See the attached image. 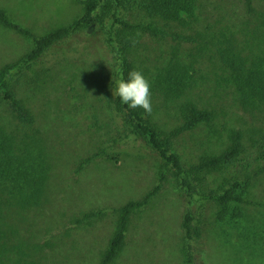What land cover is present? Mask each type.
Wrapping results in <instances>:
<instances>
[{
    "label": "rangeland",
    "instance_id": "obj_1",
    "mask_svg": "<svg viewBox=\"0 0 264 264\" xmlns=\"http://www.w3.org/2000/svg\"><path fill=\"white\" fill-rule=\"evenodd\" d=\"M133 1L102 0L92 25L51 46L34 70L15 81L16 97L31 112L29 123L0 98V127L12 139L9 153L16 161L23 159L14 167L28 170L34 180L45 177L42 204L30 210L23 194L16 195L26 179L19 176L20 184L14 187V182L6 184L0 178V245L14 257L27 243V253L36 255L45 239L50 247L49 264H97L115 228V209L159 186L145 207L132 216L127 241L111 264H189L188 251L194 264H264V171L252 177L243 192L254 203L230 202L229 213L222 219L217 216L220 205L208 197L227 188V179L234 173L242 179L253 173L256 164L264 165V157L260 163L254 159L262 151L259 144L250 143L259 135L264 119L252 116L233 99L208 41L156 38L139 31L132 34L134 65L151 85L152 113L147 116L159 130L169 132L186 123L187 114L181 108L188 102L213 114L173 138L172 150L186 168L223 151L236 129L245 133V154L227 167L199 171L191 189L149 147L142 157L97 159L76 172L78 163L114 134L99 79L105 71L117 77L121 74L111 48L120 21L169 24L140 10ZM200 1L189 26L174 23L165 28L198 39L197 33L206 36L210 31L227 36L235 32L237 41L264 35L263 0H251V10L244 0ZM0 9L37 35L71 21L83 10L75 0H0ZM125 34L130 35L128 30ZM199 42L206 48L198 53ZM32 47L30 37L0 24V67ZM177 61L188 68L190 76L182 92L174 96L168 94L166 68ZM92 209L105 211L82 225L73 223ZM186 210L194 220L200 219L202 231L199 238L188 241L189 246L181 227ZM32 219L37 221V237L28 241L27 224ZM1 231L6 233L2 236Z\"/></svg>",
    "mask_w": 264,
    "mask_h": 264
},
{
    "label": "trees",
    "instance_id": "obj_2",
    "mask_svg": "<svg viewBox=\"0 0 264 264\" xmlns=\"http://www.w3.org/2000/svg\"><path fill=\"white\" fill-rule=\"evenodd\" d=\"M75 1L81 4L83 9L82 14L42 35H37L23 27L18 22L12 20L4 9H0V24L30 37L33 41V47L30 51L16 61L0 67V98L18 114L19 119L26 123H29L32 119L31 112L22 100L16 97L13 84L19 80L23 73L34 70L33 67L39 64V60L41 61L42 56L51 46L71 36L81 27L92 25L95 22L94 13L102 0ZM244 1L247 9L251 10V0ZM133 2L140 10H144L147 14L156 15L169 24H164L163 27V25L161 26L152 20L142 23L120 21L116 37L111 39V48L119 59L121 74L117 77L116 74L112 75V73L105 71L99 79L101 98L110 117L109 120L113 126L114 134L111 138L105 139L95 151L84 157L78 163L76 172H80L88 164L97 159L115 160L123 155L142 157L145 154V149L149 147L165 161L166 165H170L175 170V174L179 177L182 184L187 189H191L195 186L199 171L217 170L227 167L238 160L239 156L246 153V146L244 145L245 133L241 129L232 131L231 143L223 151L216 155L203 157V160L198 165L186 168L179 156L172 150V140L184 128H192L201 120L210 119L213 114L206 109H200L194 103L188 102L181 108L187 114L186 123L169 132H164L154 125L142 109H131L127 105L122 104L119 97L115 96L116 84L121 78L127 80L128 73L131 70H136L130 53L132 45L131 36L136 31H139L156 38L169 37L178 41H208L213 52V58L215 60L217 58L218 67L222 74L221 79L233 92V99L237 100L242 109L249 112L252 116L263 120L264 35H261V37L252 35L246 38V41H237L239 34L236 36L235 32L233 35L227 36L222 31L217 34L214 31H210L206 36H204L205 32L197 33L200 37L198 39L196 36L169 31L165 27H170L174 23L182 27L189 26L196 16L197 7L199 4L201 5L200 0H134ZM127 30L130 35L125 34ZM253 39L257 41H253ZM199 44L201 47L198 48V53L204 51L206 48L204 42V45L201 42ZM65 58L66 55L55 59L53 62L55 64ZM189 73L188 68L179 61L169 65L166 68L167 82L169 83L168 94L176 96L181 93L183 86H185V78L190 76ZM114 76L117 78L115 79ZM218 84H221V82ZM258 132L259 135L253 138L250 143L252 145L259 144L258 147L262 151H259L260 154L256 155L254 159L260 163V160L264 157V125L260 126V131L258 130ZM259 141L263 142L259 143ZM11 142V137L6 135L5 129L0 127V178L5 179L6 184L14 182V187L20 184L18 181L19 176L26 179L20 187H17L19 189H17L16 195L19 193L23 194L21 198L26 199V209L30 210L34 205L42 204V199L45 195V177L43 175L42 178L34 180L28 170L22 171L20 166L14 167L16 163H22L23 159L17 158L16 161L9 153L8 149ZM262 171H264V165L258 166L256 164V169H254L253 173L251 175L246 173L242 179H239V176L234 173L230 179H227V183L229 184L227 188L223 189L222 192H212L208 195L209 199L218 202L220 205L217 213L219 219H222L225 214L229 213L228 205L230 202L254 203L248 200L243 195V192L250 186L251 178ZM163 176L161 179H163ZM5 183L4 185H6ZM4 185H1V187H4ZM158 188L159 186H156L142 198L128 200L115 209L117 213L115 228L108 246L97 264H111L119 255L127 241L128 228L132 216L145 207L148 199L156 193ZM11 197L16 196L12 194ZM17 199L19 198L17 197ZM104 211L103 209L89 210L76 218L73 223L82 225L97 218ZM36 225L37 221L35 219L30 220V224H27L28 241L31 238L37 237L35 235L37 231ZM181 227L184 241L188 246V241L199 238L202 232L200 219L194 220L190 211L187 210L183 214ZM1 233L3 236L6 232L1 231ZM42 243L43 246L35 253L36 255L27 253V243H25L21 245L23 248L19 253L14 254V257L8 255L11 252L4 251V248L0 245V264H49L51 260L50 247L45 239ZM47 247L49 248L47 249ZM187 256L188 263L194 264L189 258L191 256L190 251L187 252Z\"/></svg>",
    "mask_w": 264,
    "mask_h": 264
},
{
    "label": "clouds",
    "instance_id": "obj_3",
    "mask_svg": "<svg viewBox=\"0 0 264 264\" xmlns=\"http://www.w3.org/2000/svg\"><path fill=\"white\" fill-rule=\"evenodd\" d=\"M150 81L139 70H131L128 78H121L115 87V96L128 108H140L145 114L152 113Z\"/></svg>",
    "mask_w": 264,
    "mask_h": 264
}]
</instances>
